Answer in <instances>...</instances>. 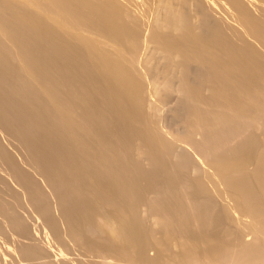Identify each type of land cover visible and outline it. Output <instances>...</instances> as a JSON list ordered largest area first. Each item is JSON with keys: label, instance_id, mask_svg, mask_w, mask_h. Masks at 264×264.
Masks as SVG:
<instances>
[{"label": "bare ground", "instance_id": "1", "mask_svg": "<svg viewBox=\"0 0 264 264\" xmlns=\"http://www.w3.org/2000/svg\"><path fill=\"white\" fill-rule=\"evenodd\" d=\"M21 2L43 11L48 25L74 31L80 36L81 50L59 39L42 21L22 17ZM103 2L0 1V168L16 185L3 187L0 177V183L4 181L0 225L6 227L0 236L2 240L9 231L13 239L6 238L14 240L8 246L11 252L5 243V253L10 255L1 253L0 264H264V53L257 52L245 36L264 48V15L257 19L244 0H219L222 8L218 0H194L202 15L197 26L186 12L174 14L171 3L165 6V14H159V4L165 3L158 0L151 38L157 52L183 73L179 79L183 95L173 117L181 129L174 133V141L161 136L157 121L150 122L144 112L146 107L158 112L163 102L153 96L159 91L152 82L154 100L148 102L142 75H136L140 82L130 70L131 63L128 66L127 56L134 64L140 51L138 34L123 20V9L116 10L110 0L109 5ZM150 2L128 1L143 17ZM52 7L56 12L49 11ZM69 21L74 25L69 27ZM89 29L102 38H91ZM109 41L122 49L110 44L116 51L109 52L111 47H102ZM12 58H18L17 64L31 74L25 70L23 76L25 67L19 64L21 75H17V61L12 64ZM1 62L6 69L8 65L11 70V65L18 68L13 71L18 77L30 74L33 81L27 77L17 81H32V85L22 84L21 89ZM173 78L167 79L169 85L164 82L167 91ZM35 81L57 98L69 118L78 119L76 130L92 132L94 146L84 143L83 131L81 141L79 130L74 129L73 140L80 139L76 150L67 127L61 129L66 116L51 111L49 115L56 114L51 120H58L52 123L61 126L60 130L54 124L60 130L55 133L53 124L45 121V109L51 106L45 103L48 100L40 99L49 106L44 111L37 102L31 103L34 107L28 102L41 97L33 99L39 93ZM30 85L34 96L27 91ZM62 86L68 89L67 97L59 94ZM108 93L115 102L107 98ZM96 95L101 102L93 106L90 98ZM167 99L164 96V102ZM62 110L55 111L63 115ZM107 113L113 117L109 119ZM73 121L71 128H75ZM179 142L187 147L177 150ZM4 144L15 152L19 145L24 153L18 147L20 155H14ZM25 160L30 171L20 166ZM193 171L198 174L195 178L190 175ZM35 172L49 189L36 182ZM44 191L51 193L52 201ZM142 207L144 215L147 212L143 221L138 216H144L138 211ZM28 214L40 224L31 225V220L26 224ZM2 242L3 246L5 238Z\"/></svg>", "mask_w": 264, "mask_h": 264}, {"label": "rangeland", "instance_id": "2", "mask_svg": "<svg viewBox=\"0 0 264 264\" xmlns=\"http://www.w3.org/2000/svg\"><path fill=\"white\" fill-rule=\"evenodd\" d=\"M0 1H2V2H5V1H7V0H5V1H3V0H0ZM15 1V0H14ZM104 0H102V2H103ZM107 0H105V2H106ZM109 1V0H108ZM107 1V2H108ZM128 1L129 0H110V3H111V5L112 6H114L115 8H116V10H118V9H120V10H122L123 9V11H121L120 13H124L123 14V20L127 23V24H129L130 25V27L132 28V30L135 32V33H137L138 34V39H139V43H140V51L138 52V54L136 55V56H134V59H135V62H134V64H133V62H132V59H131V56L130 55H128L127 57L130 59V60H128V61H130V62H128V66H129V64L131 63V65L134 67H132V66H129L130 67V70L131 69H134V75L136 76V75H139V76H141L142 75V77H139V78H142V84L145 86V93L143 94L144 95V97L145 98H147L148 100V102L150 101V102H152L154 99H160V100H162V102L163 103H161V105L159 106V108H158V112L156 111L155 112V110H151V108H145L144 109V112H146L145 114H147V116L149 117V121L150 120H153V119H155L157 122L156 123H158L159 124V127H157V130H159V134L161 135V136H163V137H165V138H167V139H171V140H176V135H174V133L175 132H177V131H179L180 129H181V125L180 124H178L177 122H175V112L176 111H179V104H180V101H181V96L183 95V93H182V88H180V81L181 80H179L180 79V77L182 76L181 75V73H182V71H181V69L179 68L178 70L177 69H173L172 67H171V65H169V61L167 60V58H166V55L164 54V53H162V52H157V51H160V50H158V49H156V45H155V43H154V41L152 40V38H151V35H152V30L154 29V27L152 26L153 25V19H154V13H155V10H156V6H157V4H158V0H151V2H150V7H149V10H148V13H147V15L145 16V17H143L144 15H143V12L141 13V11L140 10H135L134 8H132L130 5H129V3H128ZM165 1V0H164ZM167 1V0H166ZM245 2V5L246 6H248V8H250V7H252V12L251 13H254V16L255 17H257V19H259L260 21L263 19V18H260V17H263V15H264V0H255L254 2H253V4L250 2V1H247V0H244ZM260 3H259V2ZM46 2V1H45ZM44 2V3H45ZM105 2H103V3H105ZM107 2H106V5H109L110 3H108L107 4ZM162 2H163V0H161V4H162ZM168 2V1H167ZM179 2V3H178ZM178 2H177V0H171V2H170V0H169V3H171L172 5H170L169 3H166V2H163V4H164V6H161L160 4H159V6H160V8L159 9H157V11H158V13H159V10L161 11L159 14H165V12L167 11H164V8H165V6L167 7V4H169L168 6H170L171 8H172V10L174 11V12H177V13H174V14H177V15H180L181 16V14H183V13H187V15H189V17L191 18H189V20H190V22L192 21L193 22V24L195 25V24H197V26H199L200 25V18H202V15H200V8L198 9V5L194 2V0H189L187 3H184L183 2V0H178ZM218 2H219V0H218ZM23 2H21V4H22ZM174 3H175V6L173 7V5H174ZM26 3H23V10L25 11L24 12V14H21L22 15V17H25V18H31V19H34L38 24H41V21L43 22V24L44 25H47L49 28L51 27L52 29V31L54 30V32L56 33V36L59 38V39H61L62 41H66V43L68 42H70V43H73V44H75V46H78L79 45V41H80V36L79 35H77V34H72V33H75L74 31L73 32H71V30H69V32L66 30V28H65V30H64V26H61L62 28L60 29V27H59V25H57L58 26V28H57V26H56V24L54 25V23H52V22H50V23H52V24H50V25H48L47 23H48V21L47 20H45V19H43V18H45V17H43V15H42V13H44L43 11H39V9H37L35 6H31L32 4H27V5H25ZM162 4V5H163ZM219 4V6L222 8V6H223V3L222 2H219L218 3ZM42 5H44L43 3H42ZM48 5V4H47ZM253 5V6H252ZM48 6H50V5H48ZM42 8H44L45 10H47L46 9V7L47 6H41ZM51 7V6H50ZM111 7V6H110ZM257 8V10L256 9H253V8ZM41 8V9H42ZM224 8V7H223ZM50 9V8H49ZM52 9H54L53 7L49 10V11H52ZM184 9V10H183ZM186 9V10H185ZM56 9H54V11H55ZM120 10H118V11H120ZM251 10V9H250ZM253 10H254V12H253ZM53 11V12H54ZM183 13H182V12ZM258 11V12H257ZM38 12H39V15H38ZM56 12V11H55ZM54 12V13H55ZM126 12H127V14H126ZM220 12V11H219ZM40 13H41V15H40ZM222 15H223V13L222 12H220ZM256 13H257V15H256ZM260 13H261V15H260ZM126 14V15H125ZM143 15V16H142ZM260 15V16H259ZM40 17H42V18H40ZM259 17V18H258ZM41 19V20H40ZM45 22H46V24H45ZM69 22H71V21H69ZM261 22H263L264 23V19H263V21H261ZM67 23V25H68V22H66ZM74 23V22H73ZM229 23L230 24H233L234 26H235V22L233 23L232 21H229ZM71 24V25H70ZM68 26L70 27V26H73L74 24H72V22L70 23ZM56 26V27H55ZM236 27H239V25H236ZM57 28V29H56ZM242 31L244 32V30L242 29ZM88 33L92 36L91 38H95V39H97V40H100L101 38H102V35H101V33L100 32H98V31H96V30H93V29H89L88 30ZM103 36H105V34L103 35ZM245 36L247 37V39L248 40H250V42L256 47V51L257 52H260V53H264V48L262 47V45H261V43L259 44L258 42H256V41H254V40H252V39H250L249 37H248V35H246V33H245ZM85 37H88L87 35H85ZM90 37V36H89ZM106 42H108V41H106ZM105 43V42H104ZM113 43V44H112ZM114 43L116 44V41H109V44L107 43V45L106 44H102V47H103V45H104V47L103 48H106L107 50L108 49H110V47H111V45L113 46L114 45ZM133 43L134 42H132V45H133ZM6 44V43H5ZM111 44V45H110ZM72 45V44H71ZM110 45V46H109ZM75 46H73V47H75ZM80 46V45H79ZM79 46L77 47L78 49H80L81 50V48H79ZM99 46H100V43H99ZM115 46H119V45H115ZM8 47L10 48L11 46H9V44H8ZM101 47V46H100ZM76 48V47H75ZM113 48H115L114 46H113ZM113 48L111 47V49L109 50V52L112 50V52L111 53H115L114 51H116L118 48H115L114 50H113ZM158 48V47H157ZM122 49V48H121ZM120 48H119V50H121ZM14 50V49H13ZM15 52V50L13 51V53ZM122 53H123V51H121ZM16 53V52H15ZM125 53V52H124ZM128 54V53H127ZM126 54V55H127ZM125 55V56H126ZM165 55V56H164ZM15 56L16 55H13L12 57H14L15 58ZM124 56V57H125ZM126 57V58H127ZM14 58H12L11 59V61H13V63L12 62H10V63H12V64H14V62H15V60L17 61V59L18 58H16L15 60H14ZM88 58H89V56H88ZM19 60V59H18ZM175 61H178V57H176L175 56V59H174ZM89 62H92V58H91V60H90V58H89ZM18 63V61L16 62V66L18 67L19 66V64H17ZM170 63H171V61H170ZM1 64H3L2 66H3V69H4V71L5 70H7L5 73L7 74L8 73V75L9 76H11V77H14V81H16V83H17V85H21L20 87H21V89L22 88H25V87H23L24 86V84L25 83H23L22 81V79H21V77H23L24 75H23V73L25 72L26 73V71H27V73H30L29 72V70L27 69L26 70V67L24 66V65H22V64H20V65H22V66H24L25 67V69L24 68H22V69H24V71L22 72V70H21V68H16V67H14V65H11V67H12V70H11V68H10V66L8 65V67L9 68H7L6 69V64L5 63H3V62H1ZM9 64V63H8ZM92 64V63H91ZM126 64H127V62H126ZM9 69H10V71L12 72V73H10V71H9ZM19 70L18 72H17V75H23V76H17V75H15L16 74V72H15V74L13 73V71L15 70ZM20 70H21V74H20ZM26 70V71H25ZM132 72H133V70H131ZM169 72H171L170 74H169ZM136 73H138V74H136ZM140 73V74H139ZM169 75H168V74ZM11 74H13V75H11ZM31 74V73H30ZM29 74V75H30ZM183 74V73H182ZM26 75V74H25ZM29 75H26V77H27V80L28 79H31V77L29 76ZM16 76H17V78H16ZM26 77L24 78V79H26ZM30 77V78H29ZM138 76H136V78H137ZM171 77H175V78H173V84H172V90L170 89L169 91H167V87H169L168 85V82L169 81H171ZM179 77V78H178ZM16 78V79H15ZM18 78H20L19 80H22V81H17L18 80ZM139 78H137V79H139ZM167 79H168V82H167ZM32 80V79H31ZM140 80V79H139ZM33 81V80H32ZM32 81H29L30 83H31V85H32ZM21 82V83H20ZM24 82H26V81H24ZM28 82V81H27ZM29 82L28 83H26L25 85H27V84H29ZM140 82H141V80H140ZM152 82L154 83V88L156 87L157 88V90L159 91V92H157V95L155 94V96H153L154 97V99L153 98H150L151 97V92H150V87H151V85H152ZM164 82L166 83V84H168L167 85V87L165 86V84H164ZM33 83H35L36 84V81L35 82H33ZM105 84L106 85V82H104V80L102 79V84ZM22 84H23V86H22ZM35 84H33V85H35ZM104 84H103V87H106L107 88V86L108 85H106V86H104ZM30 85V86H31ZM39 86V89L37 88L38 86ZM158 85V86H157ZM29 86V87H30ZM29 87H27L26 86V88H28L27 89V91L29 90V91H31V93L33 92V93H35V88H33L32 86H31V88H33V89H29ZM35 87V86H34ZM166 87V88H165ZM181 87H182V85H181ZM36 89H37V91H39V93H36L35 94V96H34V94H33V99H35V97L36 96H41L40 98L38 97V99L36 98V100H38V101H32L31 102V100L30 99H32V98H28V96L26 97V98H28V102H30V105L32 106V107H34L35 105L36 106H38V107H40V111H44V109L46 108V107H44V106H46L47 105V107H49L50 106V104H51V106L49 107V109H45L46 111H45V113H47V111H48V114H46V118L47 119H49V120H46V118H45V121H46V123H48V121H49V125H54V124H56V126H57V123H59V122H57V123H52V121L53 122H56V121H58V120H56L55 121V119H53V120H51V116H54V114L55 113H57V115L59 114V116H66V117H68V119H72V118H69V117H71L70 115H66L65 113H66V110L65 111H63L62 110V108L63 107H61L60 108V105L58 104V100H57V98H54V97H52L51 96V94L49 93V95L51 96H49L48 94H47V92H45L43 89H42V87L37 83L36 84ZM156 90V91H157ZM44 91V92H43ZM25 91L23 90V95L24 96H26L27 95V93H24ZM43 92V93H42ZM181 92V93H180ZM30 93V92H29ZM31 93L29 94V95H31ZM166 93H171V94H166ZM26 94V95H25ZM38 94V95H37ZM42 94V95H41ZM44 94H46L47 96H45L44 97ZM59 94H60V96L61 97H67V95H68V89H67V87L66 86H62L61 88H60V90H59ZM182 94V95H181ZM108 95H110V93H108L107 94V98L108 99H112V97L111 96H108ZM164 96H167V100L164 102ZM172 97V98H171ZM40 99H44V100H48V101H44L45 103H47V102H49L48 104H49V106H48V104H45L44 102L43 103H41V101H40ZM114 99V98H113ZM112 99V100H113ZM151 99H153V100H151ZM30 100V101H29ZM51 100V101H50ZM111 100V101H112ZM180 100V101H179ZM58 101V102H57ZM108 101H110V100H108ZM110 101V102H111ZM35 103V102H37L34 106L31 104V103ZM100 102H101V98L99 97V96H94V97H91L90 98V104L91 105H93V106H97V105H99L100 104ZM113 102H115V100H113ZM40 103V104H39ZM37 104H39V105H37ZM43 105V107H42V105ZM45 104V105H44ZM52 104H53V107H52ZM110 104H112V103H110ZM114 104V103H113ZM112 104V105H113ZM41 105V106H40ZM59 105V106H58ZM114 105H116V104H114ZM56 106H58L57 108H55ZM38 107H35V109H37ZM42 107V108H41ZM53 108V109H61L62 110V114H63V112H64V114L63 115H60V113H59V111L57 112V111H55V110H50V108ZM44 108V109H43ZM51 108V109H52ZM37 110H39V109H37ZM50 110V111H49ZM51 111H53V112H55V113H50L51 115H49V112H51ZM153 112H155V113H153ZM41 113V112H40ZM177 113V112H176ZM42 114H44L43 112H42ZM49 115V116H48ZM56 115V114H55ZM150 115V116H149ZM48 116V117H47ZM106 116L109 118V119H111L112 117H113V115L112 114H106ZM66 117H65V120H64V122L63 123H65V124H60L63 128H61V126L60 125H58L57 126V128H61L63 131H64V129L66 128V133L68 134L67 135V137L68 136H70L71 138L72 137H75V135L74 136H72L73 135V133H74V131H77V130H79L78 129V127L80 126V124H79V122L77 121L78 119H76L75 120V117H74V121H73V119H72V121H73V123H74V127L75 128H71V127H73V125L71 126V124H72V121L70 122V120H69V122H67L68 120L66 119ZM173 117H174V119H173ZM150 118H152V119H150ZM128 119V118H127ZM67 120V121H66ZM66 121V122H65ZM76 121H77V124H76ZM127 121H130V120H127ZM126 121V122H127ZM154 121V120H153ZM62 122V121H61ZM151 122V121H150ZM52 123V124H51ZM68 123H69V125H68ZM71 123V124H70ZM147 123V122H146ZM154 123H155V121H154ZM177 124V125H176ZM52 125V127L53 128H55L56 126L54 125L53 126ZM76 126H78L77 127V130H76ZM147 126H152V125H150V123L147 125ZM59 128V129H60ZM69 128H71V129H69ZM81 128V127H80ZM159 128V129H158ZM180 128V129H179ZM60 129V130H61ZM75 129V130H74ZM53 130H57L56 128L55 129H53ZM60 130H57V132H55V133H58ZM67 130H70V131H68L67 132ZM61 132L60 134H62V135H64L65 133L64 132ZM81 131H83V129L81 130ZM80 130H79V133L81 132ZM85 131V130H84ZM84 131L82 132V134H83V136L84 135H86V136H84V139H83V136H82V134L80 133H78V138H80V135H81V141H82V139L83 140H85V141H87V142H84L86 145H89V144H87V143H90V146H91V144L93 145V142L91 141V134H92V132H91V134H90V132H88L89 133V135L88 134H86V132L84 133ZM70 134V135H69ZM72 134V135H71ZM0 135L2 136V134H1V132H0ZM66 135V134H65ZM3 137V136H2ZM69 137V140L71 139ZM2 139V138H1ZM197 139H199V136H197ZM75 141V142H74ZM76 141H80V139L78 140V139H74L73 140V138H72V141H70L71 143H73V145L75 146L74 148L77 150V144L75 145V143H76ZM7 141H4V143H6ZM8 143V142H7ZM9 143H12L11 145H14V143L13 142H11L10 141V139H9ZM80 144V143H79ZM136 144H138V141L136 142ZM5 145V144H4ZM7 145V144H6ZM5 145V146H6ZM17 145V144H16ZM16 145H15V147H16ZM9 146V145H8ZM94 146V145H93ZM178 149L177 150H181V149H184V148H186L187 147V145H185V144H183V143H181V142H179L178 143ZM7 147V146H6ZM19 147V145L17 146V148ZM89 147V146H88ZM8 149H11V147H7ZM16 148V152L19 154L20 152H18V151H21L22 150V148H20L21 150H19V149H17ZM13 149H11V151H12ZM183 151H185V150H182V152ZM13 152L15 153L14 155H17L16 154V152L13 150ZM12 152V153H13ZM22 152H23V150L21 151V154H22ZM179 152V151H178ZM24 153V152H23ZM20 155V154H19ZM23 155H25V154H23ZM26 156V155H25ZM25 156H24V159H25ZM176 156V155H175ZM17 157V156H16ZM20 157V156H19ZM22 155H21V158L20 159H22ZM174 160H177V158L176 157H174ZM172 161H173V158H172ZM21 163V165L20 166H22V167H24L25 168V170H28V171H30L29 170V168L27 169V167H26V160L23 162V161H20ZM175 163L177 162V161H174ZM23 164V165H22ZM24 164H25V166H24ZM144 165H145V167H147L148 166V163H147V161H145L144 163H143ZM198 165V164H197ZM148 168V167H147ZM1 169V168H0ZM31 169V168H30ZM32 171V170H31ZM32 172H34V170L32 171ZM195 171H193V172H190V175L191 174H193ZM197 173V172H196ZM34 174V173H33ZM32 174V176L34 177L35 176V178L36 177H38V178H42L40 175H38V176H36V172H35V174L33 175ZM194 175V176H193ZM192 175V177L193 178H195V175L196 174H193ZM198 175V174H197ZM197 175H196V177H197ZM0 177L2 178V179H4V181L6 182V185H5V182L2 180V182H4V184H2L3 185V187L5 186L6 188L8 187V186H15L16 187V185L14 184V182H15V180L13 179V178H11V177H9V175H7L6 174V172L4 171V170H0ZM38 178H36L35 180H37L36 182L38 183V182H43L44 180L43 179H39L38 180ZM43 180V181H42ZM1 181V180H0ZM1 182V183H2ZM7 182H8V184H7ZM38 183V184H40L41 185V188L42 189H44V190H47V189H49V187L47 186V185H45V181H44V183ZM0 183V184H1ZM9 184H11V185H9ZM14 184V185H13ZM43 185H44V187H43ZM5 188V189H6ZM46 194H51V193H47L46 191H44ZM48 197V196H47ZM49 198H53L51 195L48 197V200L49 201H52L53 199H49ZM134 200V199H133ZM135 201V200H134ZM141 208V207H140ZM143 208V207H142ZM28 209V208H27ZM52 210H53V208H52ZM142 211H140V210H138L141 214H143L144 215V211H145V208H143V209H141ZM144 210V211H143ZM54 211V210H53ZM52 211V212H53ZM29 212V211H28ZM138 212V214H140ZM33 213V214H32ZM55 213V214H54ZM54 213H52L53 214V216L55 217H58V214L56 215V213L57 212H54ZM30 214V213H29ZM28 214V216L29 217H26L27 218V220L29 219V221H28V223L26 222V219H24L25 220V222H26V224H29V222H30V220L32 221L30 224L32 225V224H40V222H35V221H33L34 219H32V218H34V215H35V213L34 212H31V214H32V218H31V215H29ZM137 214V215H138ZM147 214V212H145V215ZM145 215L142 217L141 215H138L139 217H141V221H143V220H146V217H145ZM147 216V215H146ZM31 218V219H30ZM143 218V219H142ZM36 224V225H37ZM30 225V226H31ZM1 226V225H0ZM27 226H29V225H27ZM2 228H6L5 226H1V229L0 230H2ZM3 230H5L6 231V229H3ZM7 232V234L8 233H10L9 231H6ZM6 232H4V235L3 236H5V233ZM3 234V231H0V235L2 236V234ZM6 234V236L5 237H3V239L1 240V236H0V240H1V242L4 240V238H5V242H4V244H3V246L5 245V243H7L5 246L7 247V249L9 248L8 246H13V242H14V240L12 241V242H10L11 241V239H13L12 237H11V234H8L7 235ZM11 237V239L9 238V239H7L6 237ZM7 240V241H6ZM8 240H9V242H8ZM0 242V246H2L1 244L3 243H1ZM12 243V244H11ZM11 244V245H10ZM2 246V247H3ZM5 246H4V248L3 249H5V250H3L1 247V249H0V251L2 250V252H0V254L2 253L3 254V257H5L6 255H10V253L9 252H11V251H9V250H11V247H10V249H8V254H6L5 253V251H7L6 250V248H5ZM6 254V255H5ZM1 255H0V260H1ZM7 257V256H6ZM9 257V256H8Z\"/></svg>", "mask_w": 264, "mask_h": 264}]
</instances>
